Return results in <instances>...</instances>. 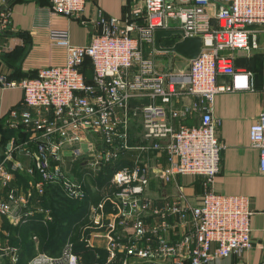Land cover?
I'll use <instances>...</instances> for the list:
<instances>
[{
    "label": "built area",
    "instance_id": "obj_1",
    "mask_svg": "<svg viewBox=\"0 0 264 264\" xmlns=\"http://www.w3.org/2000/svg\"><path fill=\"white\" fill-rule=\"evenodd\" d=\"M194 1L128 0L120 19L99 11L86 46L72 45L67 28H53L50 38L67 51L65 65L41 68L19 82L0 75L2 88L23 91L27 108L11 110L4 122L18 134L4 146L0 138V153L5 152L0 181L9 188L17 173L30 179L27 187H10L0 199V219L18 226L41 213L51 220L42 206L49 187L59 186L66 197L81 202L87 199V178L110 169L78 233L91 249L92 235H101L103 264H208L251 249L249 198L213 190L222 146L211 105L216 94L254 90L253 74L236 68L234 61L237 51L259 49L264 0ZM48 2L56 14L79 20L87 0ZM11 23V8H4L0 53L2 34ZM172 29L201 40L200 53L187 60L186 73L160 70L154 50L145 54L155 31ZM86 58L90 81L83 72ZM222 77L227 82H219ZM261 90L264 94V84ZM196 115V125L180 123ZM249 141L259 153L258 169L264 176V111L251 124ZM17 153L31 163L13 162L8 169ZM159 156L165 165L155 170L151 163ZM79 161L86 171L80 179L72 170ZM180 176L200 179L201 204L186 203L178 187L174 202L154 207L151 181L168 186ZM33 200L41 206L31 208ZM75 244L66 243L59 255L37 253L27 264H81ZM1 258L17 264L20 250L0 241Z\"/></svg>",
    "mask_w": 264,
    "mask_h": 264
},
{
    "label": "crops",
    "instance_id": "obj_2",
    "mask_svg": "<svg viewBox=\"0 0 264 264\" xmlns=\"http://www.w3.org/2000/svg\"><path fill=\"white\" fill-rule=\"evenodd\" d=\"M127 1L87 0L81 18L74 20L56 14L48 0H0V11L4 8H11L12 11L10 29L5 31L1 37L0 75H6L10 81L19 82L24 78L36 76L41 68L65 65L67 51L50 38L51 30L56 27L67 28L70 32L72 45L86 46L93 34L92 22L96 19L98 12L100 11L105 17L120 19L127 10ZM174 1L181 4H193L195 2L194 0ZM258 29L257 42L260 48L264 44V27ZM179 39L162 38L160 46H172ZM152 49L154 50L152 58L160 70L176 71L175 68L182 66L188 68L187 60L174 53L157 52L153 44L144 46L145 54L150 53ZM254 52L237 51L234 66L250 72L253 71L251 59ZM165 59H168V63ZM86 77L90 78L91 73L86 71ZM227 80V77L218 79L219 82H227ZM253 84V91L216 94L211 105L212 117L216 123L215 136L222 146L219 173L215 177L213 190L222 195H240L249 198V208L252 212L249 223L252 247L240 257L232 256L227 259H218L208 264H262L264 262V176L259 173L258 169L259 153L251 147L249 141V128L258 114L264 111V94L261 90L262 85L259 86L260 82L255 80L254 76ZM13 109L18 111L27 109L23 104V91L20 88L5 89L0 85V138L3 136V139L1 138L2 146L11 137L18 134L15 130L8 129L4 125L8 114ZM187 119L193 121L187 126L196 125L199 116H191ZM26 139L27 137L24 135V140ZM4 159L5 152L2 151L0 153V165ZM13 162H19L26 166L31 163L30 159L21 153H17L12 162H7L8 169L11 168ZM80 165H82L81 161L72 169L73 174L79 179L86 172ZM164 165L165 159L162 156L151 163L155 170L161 169ZM69 169L72 172L70 166ZM109 175L110 169H106L104 173L87 178L85 185L87 199L81 201L86 208H88L90 201L95 202L99 199L100 189L107 182ZM14 176L10 187L20 188L29 185L30 179L26 176L19 173ZM178 187L183 189L186 203L191 206L201 204L200 179L192 176H180L168 186H162L158 179L151 181L149 193L154 200L153 206L161 208L165 204L174 202L178 196ZM9 188H5L0 181V199L6 195ZM29 206L36 209L41 205L33 200ZM32 219L29 221L34 222L36 216ZM151 220L147 217L146 222L149 223ZM25 224L27 223L16 226L11 225L6 219H0V241L2 245L16 247L14 245L15 239L22 241L20 229H23ZM125 230L130 231V228ZM176 230L177 234L181 233L180 230ZM100 237L99 233L92 235L94 249L85 247L90 264H103L105 261V242ZM95 254L99 255L98 260L95 259ZM82 258L81 264H86L84 255Z\"/></svg>",
    "mask_w": 264,
    "mask_h": 264
},
{
    "label": "trees",
    "instance_id": "obj_3",
    "mask_svg": "<svg viewBox=\"0 0 264 264\" xmlns=\"http://www.w3.org/2000/svg\"><path fill=\"white\" fill-rule=\"evenodd\" d=\"M86 71L87 73H91V65H90V61L88 58L85 59L84 64H83V72L86 76ZM34 77V76H31ZM87 78V77H86ZM87 81H90V78H87ZM264 83L259 84L263 85ZM66 202L68 203H72L75 204L76 206H78L77 208H80L81 210L85 209V204L83 202H78L72 199H69L68 197H66V195L61 191V189L59 188V186H51L47 189L45 196L43 197V201L42 204L44 207H49L52 206L53 210H55V221H56V225L58 226L60 229L59 235L56 234L54 232L55 229H52V231H50L49 233H46V231H42V226H40V224L35 220L33 223H31V226H27L24 227L21 230V234H22V241H18V239H15L14 245L16 247H18L21 251V263L22 264H27V262L34 257L36 254H34L33 256V242L29 240V237H31V234L35 232L40 233L41 234V239L40 242L42 244V248L44 249V251H41L43 253H47L50 255H59L62 251L61 250L58 252H56V249L59 248V246L63 243V237L61 235V231L65 230L64 228V222L66 219L71 220L70 218V214L69 212H67L65 210V207L63 206L64 204H66ZM80 203V204H79ZM71 207V205L69 206ZM74 207V206H73ZM75 209V208H74ZM33 220V219H32ZM69 224V223H66ZM28 227H30L32 230H30ZM75 231H76V227H75ZM74 231V232H75ZM75 250L77 253H82V255H84L85 258V262L86 260L89 261L88 256H87V252H86V248L85 245L83 243H81L79 241V237L77 235V237L75 238ZM53 249V250H52ZM46 251H52V253L46 252ZM54 251L56 252L54 254ZM89 263V262H88Z\"/></svg>",
    "mask_w": 264,
    "mask_h": 264
},
{
    "label": "rangeland",
    "instance_id": "obj_4",
    "mask_svg": "<svg viewBox=\"0 0 264 264\" xmlns=\"http://www.w3.org/2000/svg\"><path fill=\"white\" fill-rule=\"evenodd\" d=\"M263 43H264V41H263ZM165 60H167V62L166 61L165 62L168 63V59H165ZM251 62L253 65L252 66L253 71H251V72L253 73L254 79L255 80L257 79L260 82V84L264 83V44L258 50H255L254 54H252ZM175 70L186 73L187 67L182 66V67H178L177 69L175 68ZM192 122L193 121L189 120V119H182L180 121V123L185 124V125H190V124H192ZM4 135H5V133H4ZM1 138L3 139V136ZM70 205H71V207H69ZM63 206L65 207V210L67 212H69L71 220L66 219L64 222L63 226H64L65 230L61 231V235L63 237V243L59 246L58 249H56V252L57 251L59 252L61 250V248L66 243L75 241V238L77 237V235L79 233L80 227L85 223V218L88 214V208H86V206H85L84 212L80 208H77L78 206H76L75 204L69 203V202L68 203L66 202V204H64ZM44 209H46L50 212L51 220H47L46 215H44V214H41V213L35 214L36 221L40 224V226H42L41 230L46 231V233H49L50 231H52V229H55L54 232L59 235L60 229L58 226H55L56 225L55 210H53L52 206L44 207ZM31 223H33V222L32 221L27 222V224H25L24 227L31 226L32 225ZM66 223H69V224H66ZM75 227H76V231H75ZM28 228L33 231V229H31L30 227H28ZM20 230H22V229H20ZM34 237H37V240H34ZM40 239H41V234L38 232L37 233L35 232V234L32 233L31 237H29V240L34 243L33 244V250L34 251H33L31 256H33L34 254H37V253H43L41 251H44V249L42 248V244L40 242ZM46 252L53 254L52 251H46ZM56 252L54 251V254ZM77 254H79L80 259H83L82 253H77ZM88 262L89 261L86 260V264H90ZM0 264H12V263L9 260H7L6 258H1ZM17 264H22V263H21V261H19Z\"/></svg>",
    "mask_w": 264,
    "mask_h": 264
},
{
    "label": "water",
    "instance_id": "obj_5",
    "mask_svg": "<svg viewBox=\"0 0 264 264\" xmlns=\"http://www.w3.org/2000/svg\"><path fill=\"white\" fill-rule=\"evenodd\" d=\"M162 38H180L175 41L172 46L161 47L160 40ZM153 46L157 52L167 54H177L185 60L195 59L201 48V40L198 37H184L183 33L179 29L172 30H157L154 32Z\"/></svg>",
    "mask_w": 264,
    "mask_h": 264
}]
</instances>
